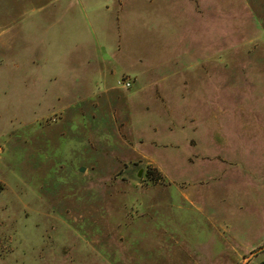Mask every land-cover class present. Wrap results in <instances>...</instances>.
<instances>
[{"label":"rangeland","instance_id":"rangeland-1","mask_svg":"<svg viewBox=\"0 0 264 264\" xmlns=\"http://www.w3.org/2000/svg\"><path fill=\"white\" fill-rule=\"evenodd\" d=\"M262 262L264 0H0V264Z\"/></svg>","mask_w":264,"mask_h":264},{"label":"built area","instance_id":"built-area-1","mask_svg":"<svg viewBox=\"0 0 264 264\" xmlns=\"http://www.w3.org/2000/svg\"><path fill=\"white\" fill-rule=\"evenodd\" d=\"M118 85L122 88H129L131 87V83H130V80L129 79H121L119 82H118Z\"/></svg>","mask_w":264,"mask_h":264},{"label":"water","instance_id":"water-1","mask_svg":"<svg viewBox=\"0 0 264 264\" xmlns=\"http://www.w3.org/2000/svg\"><path fill=\"white\" fill-rule=\"evenodd\" d=\"M141 175H142V171L140 172V177H141Z\"/></svg>","mask_w":264,"mask_h":264},{"label":"trees","instance_id":"trees-1","mask_svg":"<svg viewBox=\"0 0 264 264\" xmlns=\"http://www.w3.org/2000/svg\"><path fill=\"white\" fill-rule=\"evenodd\" d=\"M260 264H264V262L260 263Z\"/></svg>","mask_w":264,"mask_h":264}]
</instances>
